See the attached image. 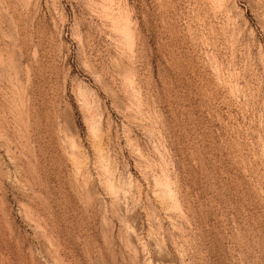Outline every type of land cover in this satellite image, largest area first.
<instances>
[{
  "label": "rangeland",
  "instance_id": "obj_1",
  "mask_svg": "<svg viewBox=\"0 0 264 264\" xmlns=\"http://www.w3.org/2000/svg\"><path fill=\"white\" fill-rule=\"evenodd\" d=\"M0 264H264V0H0Z\"/></svg>",
  "mask_w": 264,
  "mask_h": 264
},
{
  "label": "bare ground",
  "instance_id": "obj_2",
  "mask_svg": "<svg viewBox=\"0 0 264 264\" xmlns=\"http://www.w3.org/2000/svg\"><path fill=\"white\" fill-rule=\"evenodd\" d=\"M28 185V184H27Z\"/></svg>",
  "mask_w": 264,
  "mask_h": 264
}]
</instances>
